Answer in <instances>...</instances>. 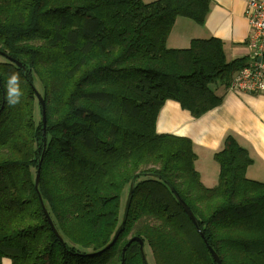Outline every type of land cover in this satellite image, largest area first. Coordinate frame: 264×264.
<instances>
[{
    "label": "trees",
    "instance_id": "trees-1",
    "mask_svg": "<svg viewBox=\"0 0 264 264\" xmlns=\"http://www.w3.org/2000/svg\"><path fill=\"white\" fill-rule=\"evenodd\" d=\"M210 2L0 0V264H121L132 237L155 264H217L210 248L222 264H264V182L247 177L249 152L229 135L208 188L192 141L156 130L169 100L195 119L219 107L215 87L246 65L217 38L167 47L176 19L203 24ZM125 264H146L139 243Z\"/></svg>",
    "mask_w": 264,
    "mask_h": 264
},
{
    "label": "crops",
    "instance_id": "crops-1",
    "mask_svg": "<svg viewBox=\"0 0 264 264\" xmlns=\"http://www.w3.org/2000/svg\"><path fill=\"white\" fill-rule=\"evenodd\" d=\"M143 1L151 3L157 0ZM210 1V10L203 24L183 17L176 19L167 39V47L187 49L194 39L217 38L224 43L228 61L241 59L248 63L246 0ZM215 88L217 94L223 97L222 104L199 119L193 118L178 103L167 101L158 116L157 132L190 139L197 155L196 169L204 161L209 170L212 168L214 171L219 166L214 161V155L223 148L225 139L231 135L254 161L247 172L253 171L255 177L264 179V92L237 94L224 87ZM216 180L218 184V175L212 176V181ZM214 185L206 184V187ZM2 264H11V261L4 259Z\"/></svg>",
    "mask_w": 264,
    "mask_h": 264
},
{
    "label": "built area",
    "instance_id": "built-area-1",
    "mask_svg": "<svg viewBox=\"0 0 264 264\" xmlns=\"http://www.w3.org/2000/svg\"><path fill=\"white\" fill-rule=\"evenodd\" d=\"M245 17L249 24V62L234 74L227 90L260 94L264 92V0H246Z\"/></svg>",
    "mask_w": 264,
    "mask_h": 264
},
{
    "label": "water",
    "instance_id": "water-1",
    "mask_svg": "<svg viewBox=\"0 0 264 264\" xmlns=\"http://www.w3.org/2000/svg\"><path fill=\"white\" fill-rule=\"evenodd\" d=\"M37 98L42 106V109H43V125H44V129H45V125H46V113H45V102L43 100V98L41 97V95L37 92ZM138 176L134 177V179L132 180L131 182V187H130V191H129V195H128V199H127V203H126V207H125V211H124V217H123V221H122V224H121V227L118 229V231L116 232L113 240L111 241V243H109L100 253H103L105 250L111 248L116 239L118 238L119 234H120V231L122 230L126 220H127V215H128V211H129V207H130V203H131V200H132V195H133V191H134V185H135V181L137 179ZM38 183H39V175L37 176L36 178V183H35V187L36 189H38ZM171 191L173 192V194L175 195L176 199L179 201V203L181 204V206L183 207V209L185 210L186 214L188 215V217L191 219V221L194 223L197 231L199 233H201V229H200V224L197 220V218L195 217L194 213L192 212V210L189 208V206L185 203V201L180 197V195L174 190V188H171ZM46 211V210H45ZM46 215L48 217V221L52 227V229L54 230V232L57 234V231L54 227V224L52 222V219L50 218V216L48 215V213L46 212ZM202 235V234H201ZM203 236V235H202ZM138 242L139 245H140V250H141V253H142V256H143V259L145 261V263L147 264L146 262V256H145V253H144V242L143 240H141L139 237H133L131 239V241L123 248V253H122V262L121 264H125V252L128 248V246H130V244L132 242ZM210 252H211V255L213 257V259L216 261L217 264H222L218 255L215 253V251L210 248Z\"/></svg>",
    "mask_w": 264,
    "mask_h": 264
},
{
    "label": "rangeland",
    "instance_id": "rangeland-1",
    "mask_svg": "<svg viewBox=\"0 0 264 264\" xmlns=\"http://www.w3.org/2000/svg\"><path fill=\"white\" fill-rule=\"evenodd\" d=\"M167 43V42H166ZM167 45V44H166ZM0 61H4L3 59H1L0 58ZM36 86H37V88H38V90L41 92V90H42V86H41V84H40V82L39 81H36ZM44 100V99H43ZM159 116V115H158ZM37 117L39 118V113H38V110H37ZM157 120H158V118H157ZM156 125H157V122H156ZM156 130H157V128H156ZM170 135H172V134H170ZM174 136H176V135H174ZM179 137V136H178ZM215 161V160H214ZM195 169H196V167H195ZM216 169H217V171L215 170H212V168H211V170H209V168L207 167V165L204 163V161H202V163H201V165L199 166V168H197L196 169V171L198 172V174H199V176H200V180H201V182L203 183V185L204 186H206V184H208V185H212V184H217V180L216 181H212V176L213 177H216L217 175H218V177H219V166H216ZM248 171V170H247ZM247 174V177L249 178V179H252V180H255V181H260V182H264V179H261L260 177H255L254 175H255V172H253V171H250V172H247L246 173ZM202 176H204V180L202 179ZM255 178V179H254ZM214 179V178H213ZM214 185V186H215ZM127 195H128V193H127V190H126V192H124V196H123V198H122V205L125 207V204H126V202H127ZM125 225V224H124ZM124 227V226H123ZM133 238V237H132ZM132 238H130L129 240H128V242L126 243V245L131 241V239ZM117 240V239H116ZM116 242V241H115ZM135 242V241H134ZM133 243V242H132ZM131 243V244H132ZM138 243V242H137ZM130 244V245H131ZM144 253H145V255H146V262H147V264H155L154 263V259H153V256H152V252H151V249H150V247L148 246V244L146 243L145 244V246H144Z\"/></svg>",
    "mask_w": 264,
    "mask_h": 264
},
{
    "label": "clouds",
    "instance_id": "clouds-1",
    "mask_svg": "<svg viewBox=\"0 0 264 264\" xmlns=\"http://www.w3.org/2000/svg\"><path fill=\"white\" fill-rule=\"evenodd\" d=\"M16 77L13 76L12 81L15 82ZM12 96H15V99H10V103L15 104L16 102H18V98H19V92L16 90H13L11 93Z\"/></svg>",
    "mask_w": 264,
    "mask_h": 264
}]
</instances>
